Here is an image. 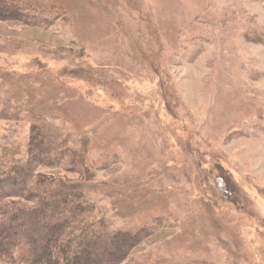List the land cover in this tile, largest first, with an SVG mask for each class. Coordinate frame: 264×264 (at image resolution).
<instances>
[{"label":"rangeland","instance_id":"obj_1","mask_svg":"<svg viewBox=\"0 0 264 264\" xmlns=\"http://www.w3.org/2000/svg\"><path fill=\"white\" fill-rule=\"evenodd\" d=\"M23 8L0 22V104L19 112L0 149L24 146L41 114L85 144L96 216L149 232L133 257L264 264V0Z\"/></svg>","mask_w":264,"mask_h":264},{"label":"trees","instance_id":"obj_2","mask_svg":"<svg viewBox=\"0 0 264 264\" xmlns=\"http://www.w3.org/2000/svg\"><path fill=\"white\" fill-rule=\"evenodd\" d=\"M24 1L0 0V22L28 14ZM18 113L8 99L1 100L0 120L18 121ZM28 120L24 146L12 143L0 149V264L187 261L189 256L181 252L158 255L154 261L133 257L131 251L149 232L138 223L113 227L96 216L93 201L84 193L96 170L85 144L69 143L41 114H31ZM43 169H59L70 177Z\"/></svg>","mask_w":264,"mask_h":264}]
</instances>
